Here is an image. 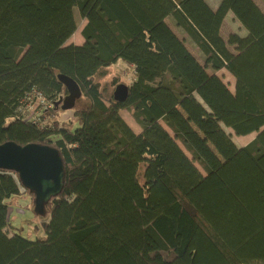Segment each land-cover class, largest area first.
<instances>
[{"label": "trees", "instance_id": "obj_1", "mask_svg": "<svg viewBox=\"0 0 264 264\" xmlns=\"http://www.w3.org/2000/svg\"><path fill=\"white\" fill-rule=\"evenodd\" d=\"M218 1L0 0V144L55 146L65 169L34 240L7 233L10 200L35 194L0 169V264H264V10ZM230 12L242 29L225 39ZM120 59L134 71L123 102L102 82ZM62 74L83 91L64 120ZM222 125L257 135L233 149Z\"/></svg>", "mask_w": 264, "mask_h": 264}, {"label": "rangeland", "instance_id": "obj_2", "mask_svg": "<svg viewBox=\"0 0 264 264\" xmlns=\"http://www.w3.org/2000/svg\"><path fill=\"white\" fill-rule=\"evenodd\" d=\"M209 5L213 7L218 6V0H206ZM255 2L262 7L264 10V0H255ZM78 11V9L76 8ZM75 11V15H77V20L79 21V29L72 36L69 42H74L77 44L84 43L85 38L82 36V29L84 28V24L86 23L85 19L81 18V15ZM232 16H229L225 19V23L222 27L223 38L228 39L229 35L233 32H237L242 29L241 23L237 21V19H232ZM171 27L174 29L176 34H179L181 38L185 40L186 45L192 50L193 54L201 61H204V56H202L198 45H194L191 38L187 33H185L180 27H177L172 19H168ZM231 49L234 50V47L231 46ZM109 75L102 78V82L113 91L115 87L111 84V79L115 75L122 76V81L124 83H128L131 81L133 77V68L130 64H128L125 60L120 59L118 63L113 64V66L109 67ZM222 79L230 86L233 90L235 86L236 79L231 74V72L227 69H222L217 72ZM121 83V82H120ZM35 99V97H33ZM31 108V109H30ZM33 110V111H32ZM41 110V109H40ZM25 112L32 113L35 115L36 111V99L29 105V108L25 110ZM122 116L127 120L129 125L133 130L137 132H141V128L136 120L132 117L130 110L124 109L122 112ZM74 117V109L73 110H64L62 112V119H69ZM223 135L227 138V141L231 144L233 149H239L240 147L248 144L256 138L257 132L248 135L238 136L233 129H229L226 126L222 125ZM199 168L203 171L202 166L198 163ZM24 191V189H22ZM35 202V200H34ZM9 225L6 227L7 233L9 235H14L15 233H20L24 237L29 239H38L46 237V232L43 227V223L49 221V214H39L35 211V205L32 199L28 195H19L10 200L9 204Z\"/></svg>", "mask_w": 264, "mask_h": 264}, {"label": "water", "instance_id": "obj_3", "mask_svg": "<svg viewBox=\"0 0 264 264\" xmlns=\"http://www.w3.org/2000/svg\"><path fill=\"white\" fill-rule=\"evenodd\" d=\"M60 81L68 88V93L55 102L61 110H73L83 91L77 81L67 75H59ZM130 88L121 82L113 96L119 102L126 101ZM0 169L15 171L23 184L35 194V211L46 213V203L61 194L64 187V161L55 146L38 143L20 144L7 141L0 144Z\"/></svg>", "mask_w": 264, "mask_h": 264}, {"label": "built area", "instance_id": "obj_4", "mask_svg": "<svg viewBox=\"0 0 264 264\" xmlns=\"http://www.w3.org/2000/svg\"><path fill=\"white\" fill-rule=\"evenodd\" d=\"M39 105L41 104L42 109L47 111L48 109L51 108V106L54 105L53 101H47L46 99H44L42 96L39 97Z\"/></svg>", "mask_w": 264, "mask_h": 264}, {"label": "crops", "instance_id": "obj_5", "mask_svg": "<svg viewBox=\"0 0 264 264\" xmlns=\"http://www.w3.org/2000/svg\"><path fill=\"white\" fill-rule=\"evenodd\" d=\"M218 4H219V2H218ZM229 16H232V17H233L232 19H235V16H233V13H231V12L227 14V16L225 17V19L228 18ZM225 19H224V20H225ZM167 21H168V19H167ZM237 21H239V20L237 19ZM168 22H169V21H168ZM224 23H225V21H224ZM224 23H223V25H224ZM222 27H223V26H222ZM221 32H222V28H221ZM222 35H223V32H222Z\"/></svg>", "mask_w": 264, "mask_h": 264}]
</instances>
